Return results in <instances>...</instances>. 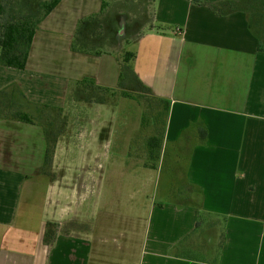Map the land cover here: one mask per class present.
I'll use <instances>...</instances> for the list:
<instances>
[{"label":"crops","instance_id":"1","mask_svg":"<svg viewBox=\"0 0 264 264\" xmlns=\"http://www.w3.org/2000/svg\"><path fill=\"white\" fill-rule=\"evenodd\" d=\"M127 46L169 103L143 167L163 198L143 214L102 208L104 183L136 170L133 135L81 140V175L59 143L49 180L44 127L0 116V264H264V0H60L25 69L0 65V93L62 109L87 80L117 90Z\"/></svg>","mask_w":264,"mask_h":264},{"label":"rangeland","instance_id":"2","mask_svg":"<svg viewBox=\"0 0 264 264\" xmlns=\"http://www.w3.org/2000/svg\"><path fill=\"white\" fill-rule=\"evenodd\" d=\"M1 1L4 6V14L0 15V24L5 21L17 22L28 17L31 24L35 25L45 12L44 5L53 0ZM133 49L132 46H127L125 52ZM125 94H128L129 97H125ZM164 109L162 103L153 99L132 78H127L117 90L110 92L83 85L79 88V93L71 94L67 105L59 110L42 109L34 111V108H28V110L34 112L33 115H37L36 119L45 126L51 143L56 144V150L59 143L63 145L71 142L72 148L69 150L73 153H70L68 157L71 159H73V156L76 157V165L73 167V172H76V174H82L79 170L80 149L78 147L81 140H87L88 136L91 138L97 136L100 144L109 138V131L112 129V131L115 130V135L112 133L114 137H111L110 140L114 143L119 142L117 146H120L121 143L117 141V136L121 140L124 136L129 138L133 135L136 170L127 172L130 176H127V173L125 175L115 174L109 179L110 177L106 173L107 168H104V175L107 174L109 181L104 183L102 208L105 211H121L124 214L131 212L134 207L137 210H133L134 214H143L139 210L145 207L144 204L147 205L163 198L160 192L157 194L155 187H150L147 181V173L150 172L143 169V167L144 163L151 162L147 161L148 150L145 146L148 138L160 136L164 130L166 118L165 114L163 115ZM137 146L140 147L137 148ZM65 152L66 149L62 148L60 162L57 167L59 171L60 169L62 171L65 166L63 164V159L66 157ZM89 167L92 170H99L100 166L93 162L89 164ZM126 167L124 166L121 170L125 171ZM58 174L54 173V160L52 166L46 169V172L43 170V175L49 180L57 178ZM113 201L118 203H113Z\"/></svg>","mask_w":264,"mask_h":264},{"label":"trees","instance_id":"3","mask_svg":"<svg viewBox=\"0 0 264 264\" xmlns=\"http://www.w3.org/2000/svg\"><path fill=\"white\" fill-rule=\"evenodd\" d=\"M60 2V0H53L48 4H45V12L43 16L38 20V22L33 25L30 22V18H23L19 21H5L3 24H0V65L5 67H11L23 70L26 67L27 60L29 57V52L31 48V44L33 41V38L35 36V33L38 29L39 23L42 21L44 17H46ZM107 3L104 2L103 9L106 7ZM226 5L234 6V2H227ZM4 6L2 1L0 0V15L4 14ZM136 58V53L126 51L123 52L119 57V63L121 67L120 71V78H119V87L123 84V82L127 78L134 79L138 85H140L151 97L160 103H162L165 107L163 115L165 114L166 118L169 112V103L166 100L155 98L153 95V92L150 88L145 86L135 75L133 62ZM93 86L97 88L98 90L110 92L114 91L107 88H101L98 86H95L94 82L91 80H87L83 82L82 86ZM15 87L9 89V91H3L0 93V100L5 102V106H2L0 108V116L3 117H10L12 119H16L22 122L26 123H40L45 130V137L47 142V149L45 154V161H44V172H46V169L50 168L52 166L54 155L56 151V144L51 143L49 139V135L47 133V130L45 129V126L36 119L37 115H33L34 112H31L28 110V108L36 110H42V109H50V110H59V109H52L49 107H37V106H31L30 103L26 100L25 96H23L20 93L16 94V91L14 89ZM3 96V98H2ZM125 97H129L128 94H125ZM166 118H165V124H166ZM165 129V125H164ZM163 134L160 136H151L147 140V148H148V159L152 163H155L160 158V150H161V144L163 141ZM151 166L154 168L156 167L155 164H151Z\"/></svg>","mask_w":264,"mask_h":264}]
</instances>
